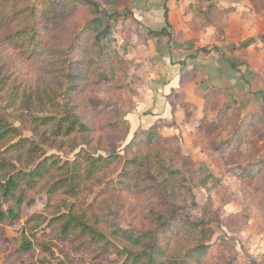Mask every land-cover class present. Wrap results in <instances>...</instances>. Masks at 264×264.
<instances>
[{
	"label": "rangeland",
	"instance_id": "374dc122",
	"mask_svg": "<svg viewBox=\"0 0 264 264\" xmlns=\"http://www.w3.org/2000/svg\"><path fill=\"white\" fill-rule=\"evenodd\" d=\"M64 1L28 0L22 8L27 10L22 16L23 27L30 26L25 19L31 7L43 10L34 22L40 29L35 41L42 47L66 49L82 36L83 27L91 19L87 9L72 13L61 6ZM92 1L103 13L120 15L110 45L120 54L124 68H116L115 78L108 84L86 82L71 104L62 98L54 104L58 113L72 105L90 126L88 135L54 139L49 136L50 129H38V134L31 132L29 123L21 125L18 118L23 108H11L8 99L13 91L50 88L63 95L67 81L57 65L50 64L51 55L43 60H25L12 49L6 41L12 25L5 22H0V83L5 86L0 94L1 118L19 128L23 138L37 142L38 156L53 155L70 163L82 151L95 158L123 156L134 133L148 130L158 121L166 126L173 122L174 127L163 130L159 144L143 151L162 152L166 159H173L179 150L182 158L192 162L196 206L191 214L211 231L212 247L204 261L230 257L233 264H264V168L251 181L236 176L242 168L264 159V38L245 50L233 49L234 44L264 34V0ZM47 5L57 6L45 12ZM164 7L168 27L163 19ZM162 28H166L167 36L145 39L148 31ZM230 101L236 104L234 126L208 133L206 129L216 122L217 111ZM48 113L53 112L33 115L44 117ZM250 113H255L260 122L249 130L240 150L213 153L215 145L232 136L237 119ZM199 119L206 124L200 134ZM25 120L30 121V116ZM124 120L129 123L128 129L123 126L112 131L114 123ZM15 155L7 154L0 145V158L21 169L29 167L26 157L17 163ZM104 174L98 177L101 183L95 180L82 184L75 199L60 192L50 198L45 192L35 193L33 204L23 206L17 222L0 226V264L102 263L105 257L96 260L93 252H76L72 243L57 238L55 227L43 223L56 210L64 212L68 203L74 204L75 212L88 208L111 211L117 214L122 228L138 231L151 227L147 218L149 197L120 191L114 184V167ZM205 178L206 182L201 180ZM33 227L36 229L30 232ZM22 237L33 244L27 254L16 252L22 246Z\"/></svg>",
	"mask_w": 264,
	"mask_h": 264
},
{
	"label": "trees",
	"instance_id": "16d2710c",
	"mask_svg": "<svg viewBox=\"0 0 264 264\" xmlns=\"http://www.w3.org/2000/svg\"><path fill=\"white\" fill-rule=\"evenodd\" d=\"M27 1L0 0V22H5L6 26L12 25L6 41L25 60H43L51 55L53 60L50 64L57 65L67 83L63 95L50 88L33 92L26 89L13 91L8 96L10 107L23 108L24 113H20L18 119L21 125L29 123L32 133L42 128L50 129L49 136L54 139H67L74 135L85 137L90 131V126L82 120L73 106L69 105L63 112L58 113L54 110V104L60 98L71 104L72 97L86 82L108 84L115 78L116 68H124L120 54L112 50L110 45L114 42L112 33L120 15L103 13L100 6L92 0L62 2L61 6L70 9L72 13L81 8L87 9L91 13V19L83 27L82 36H77L74 43L64 50H51L35 41L40 29L35 28L34 22L43 10L39 12L38 8L31 7L30 16L25 19L30 26L23 27L22 16L27 10L23 11L22 8ZM54 6L57 5H47L44 11L54 9ZM163 19L168 27L166 7ZM167 35L166 28H162L159 31H148L145 39ZM263 38L264 34L248 38L234 44L233 49L245 50L261 42ZM4 88L0 83V94ZM234 108L235 101L221 107L216 113V122L206 131L217 133L228 125L234 126ZM46 111L53 113L44 117L33 115ZM171 113H174L173 108ZM27 115L30 116V121L25 120ZM185 115H190L187 110ZM237 120L232 136L215 145L212 148L213 153L220 155L233 149L238 152L249 130L260 122L255 113L239 117ZM205 125V121H200L197 128L199 134ZM123 126L128 129V121H118L111 129L115 132ZM166 127H174V124L166 126L158 121L148 130L134 133L132 140L125 147L123 156L110 154L107 157L95 158L82 151L77 153L70 163L62 162L53 155L38 156L40 148L37 142L23 138L19 128L11 126L0 116V145L5 148L7 154H16L14 157L17 163H21L26 157L29 163L25 164L30 167L21 169L12 161L0 158V226L17 222L23 206L29 207L33 204L35 193L45 192L50 198L60 192L75 199L82 189V184L95 180L101 183L98 177L104 176L107 169L114 167L117 174L114 184L120 191L134 195L142 193L149 197L151 202L147 218L151 227L138 231L122 228L117 223V214L111 211L100 209L95 212L88 208L75 212L74 204L68 203L64 205V212L56 210L49 220L43 222H48L49 227H55L58 239L72 243L76 252H93L94 259L105 257L104 261L98 264H233L230 257L204 261L212 247L209 244L211 231L205 222L195 220L191 214V210L196 206L192 192L194 174L190 172L192 162L187 157L182 158L179 150L175 151L173 159H166L162 152L146 154L143 151L152 149L163 140V130ZM36 158H39L37 162ZM263 168L264 159H261L258 163L242 168L236 176L240 180L251 181L260 176ZM201 180L206 182V178ZM35 229L31 228L30 232ZM22 238V246L16 252L27 254L33 250V244L27 237Z\"/></svg>",
	"mask_w": 264,
	"mask_h": 264
},
{
	"label": "crops",
	"instance_id": "0c3cea01",
	"mask_svg": "<svg viewBox=\"0 0 264 264\" xmlns=\"http://www.w3.org/2000/svg\"><path fill=\"white\" fill-rule=\"evenodd\" d=\"M171 111H172V109H170V113H171ZM218 112V111H217ZM172 114V113H171ZM171 116H173V115H171ZM156 120H161V119H156ZM199 121H200V119H199ZM155 122V121H154ZM173 123V122H172ZM171 123V124H172ZM199 123V122H198Z\"/></svg>",
	"mask_w": 264,
	"mask_h": 264
}]
</instances>
